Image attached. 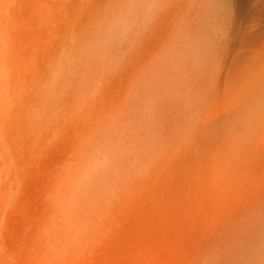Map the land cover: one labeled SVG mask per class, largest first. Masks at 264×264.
Instances as JSON below:
<instances>
[{"label": "rangeland", "instance_id": "rangeland-1", "mask_svg": "<svg viewBox=\"0 0 264 264\" xmlns=\"http://www.w3.org/2000/svg\"><path fill=\"white\" fill-rule=\"evenodd\" d=\"M125 1L0 0V264H42L46 194L55 187L48 175L86 124L74 103L89 68L123 61L134 45L145 60L156 51L139 46L146 16ZM221 1L231 32L241 25L248 32L252 59L213 81L207 47L191 54L199 90L177 115L182 124L163 121L165 141L155 144L157 156L144 157L153 163L148 175L142 168L130 187L110 190L108 212L88 223L94 227L79 213L82 237L55 264H264V0L258 16L244 11L255 0ZM119 85L104 82L103 93Z\"/></svg>", "mask_w": 264, "mask_h": 264}, {"label": "bare ground", "instance_id": "bare-ground-1", "mask_svg": "<svg viewBox=\"0 0 264 264\" xmlns=\"http://www.w3.org/2000/svg\"><path fill=\"white\" fill-rule=\"evenodd\" d=\"M127 1L125 2L127 3ZM129 1L131 4L134 2L135 5H132L138 6L139 11H143L146 16L145 23L143 21L144 29L140 36L139 46H146L153 51H155V45L157 48L154 55L147 60L142 58L141 53L138 55L141 49L134 48L136 46L134 45L123 61L118 58V60L107 58L106 60L102 59L103 62L101 61L99 63L101 65L95 67V70H91L92 67L88 66L89 71L92 72L84 75L86 80L90 79L83 81L86 85L83 86V83V87L79 88L82 96L74 103L86 124H83V129H78L79 132L74 135L75 138L69 142L71 144L70 154L57 161L58 173L48 175L49 184H54L55 187L50 186L51 188L49 187L46 194L49 199L48 222L45 227L43 226L44 231L41 229L44 232L42 238L46 241V245L40 253L42 264H55L62 257L61 255L73 251L75 248L73 246L76 245L75 242L78 239L76 237L82 230H79L82 218L79 213L81 211L85 216L82 220L86 219L87 221L85 224L88 226V223H93L94 225L99 217L101 218L108 212L107 194L110 193V190H122V188L130 187L133 176L135 178L142 168H145L148 175L151 168L149 166L153 163L149 164L147 156L153 157L155 144L165 141L164 135H168L164 134L163 121L168 119L169 122H175L174 124L177 122L178 125L179 121L182 124L180 117L176 121L177 115L184 116L186 112L183 109L186 108V104H189L188 101H191L192 98L195 100V91L193 95L191 92L196 88L193 86V78L196 75H191L190 70L196 66L193 65L191 68V63L187 64L191 54L194 55V52H197L200 47L205 49L207 47L206 51L210 54H208L210 59L213 60L210 62H215V66H213H217L218 69L216 72L212 66V71H207L208 75L204 74L203 76L207 75L208 80L213 79V81L214 79L220 80L221 75L228 77L231 71L243 70L252 59L246 49L248 32L243 30V25L236 29H239L238 31L231 32L233 30L227 26L231 19L230 15L227 20L219 16L222 13L220 4L222 1L219 2L220 0ZM262 7L263 4L259 0H255L249 2L247 6L245 5L244 11L247 12L246 15L255 11L258 16L262 12ZM213 12H217L218 15L214 14L210 17V13ZM243 14L241 15L243 16ZM203 15L208 18L207 24L203 25L201 22L199 26V20H204L201 18ZM166 19L171 20L168 22ZM165 21L169 24L167 27ZM164 28L172 31L171 34L174 36L168 37L169 31L162 32ZM201 55L203 58V54ZM206 60L209 62V59ZM196 64L198 67V63ZM204 79L206 82V78ZM94 80L98 82V85H95ZM112 81L119 82L118 91L105 95L102 90L104 82L107 84ZM215 90L217 91V87L213 91L215 92ZM49 93L51 92L49 91ZM9 100H7V106L13 103L12 100ZM190 108L192 107L190 106ZM160 109H165L168 112ZM187 123L190 130L196 127L190 114L187 115ZM188 136H184L183 139H188ZM163 150L159 153L160 155L165 154L166 150ZM84 186L86 191L83 192ZM81 193L84 195L83 198ZM60 220L64 221V225H66L63 226ZM89 226L90 228L94 227ZM80 237L82 236L79 235ZM70 249L72 250L70 251Z\"/></svg>", "mask_w": 264, "mask_h": 264}]
</instances>
